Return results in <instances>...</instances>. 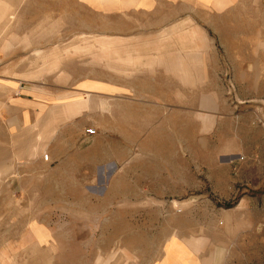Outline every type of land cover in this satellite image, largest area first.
Returning a JSON list of instances; mask_svg holds the SVG:
<instances>
[{
	"label": "rangeland",
	"instance_id": "rangeland-1",
	"mask_svg": "<svg viewBox=\"0 0 264 264\" xmlns=\"http://www.w3.org/2000/svg\"><path fill=\"white\" fill-rule=\"evenodd\" d=\"M121 3L0 0V264H264V0Z\"/></svg>",
	"mask_w": 264,
	"mask_h": 264
},
{
	"label": "crops",
	"instance_id": "crops-1",
	"mask_svg": "<svg viewBox=\"0 0 264 264\" xmlns=\"http://www.w3.org/2000/svg\"><path fill=\"white\" fill-rule=\"evenodd\" d=\"M97 1H104V0H97ZM114 2V5L119 7V4L122 5L126 4V8L128 10H143L145 12L153 13L158 16H167L168 7L170 9H177L180 10L174 13L176 16L184 17V16H191V13L188 11H184L186 8L190 7L191 2H199L205 0H110ZM116 3V4H115ZM160 10L159 12H150ZM21 78L17 79L15 83V88L17 85L19 86V81ZM19 80V81H18ZM1 85L6 88V79L0 75V87ZM20 89V88H19ZM1 94V88H0ZM10 126V125H9ZM15 134H12L14 137ZM17 143L15 139L8 141L7 138V115L4 114L3 109L0 106V164H4L7 162V154L8 148L10 152L15 153ZM29 148V146H27ZM10 159H14L11 157ZM50 159V155H49ZM181 249H175L174 253H171L175 257H181V264H206L207 258H204L205 247L198 248L194 241L190 239H183L180 242ZM178 259V258H177ZM176 259V261H178ZM205 259V260H204Z\"/></svg>",
	"mask_w": 264,
	"mask_h": 264
},
{
	"label": "built area",
	"instance_id": "built-area-1",
	"mask_svg": "<svg viewBox=\"0 0 264 264\" xmlns=\"http://www.w3.org/2000/svg\"><path fill=\"white\" fill-rule=\"evenodd\" d=\"M87 133H88V135H93V134L96 133V129H93V128L87 129ZM44 159L45 160L49 159V154L48 153L44 155Z\"/></svg>",
	"mask_w": 264,
	"mask_h": 264
}]
</instances>
